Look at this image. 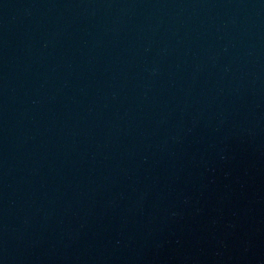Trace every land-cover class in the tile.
<instances>
[{
	"label": "water",
	"instance_id": "95a60500",
	"mask_svg": "<svg viewBox=\"0 0 264 264\" xmlns=\"http://www.w3.org/2000/svg\"><path fill=\"white\" fill-rule=\"evenodd\" d=\"M0 264H264V0H0Z\"/></svg>",
	"mask_w": 264,
	"mask_h": 264
}]
</instances>
